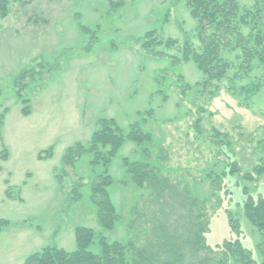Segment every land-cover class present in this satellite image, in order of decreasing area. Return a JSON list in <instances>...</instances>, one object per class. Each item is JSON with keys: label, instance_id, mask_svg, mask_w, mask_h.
Segmentation results:
<instances>
[{"label": "rangeland", "instance_id": "rangeland-1", "mask_svg": "<svg viewBox=\"0 0 264 264\" xmlns=\"http://www.w3.org/2000/svg\"><path fill=\"white\" fill-rule=\"evenodd\" d=\"M8 1L9 15L0 17V116L5 117L3 128L0 120V219L10 223L0 233V264H25L47 247L74 252L78 227L109 243L143 247L154 226L164 222L163 207L173 229L178 224L181 231L184 212L170 209L177 197L158 201L147 186L138 188L127 161H147L179 192L191 189L203 202L212 248L238 238L230 227L231 212L244 246L261 264L257 245L262 238L242 205L245 187L264 197V174L257 173L264 167V66L255 61L250 74L233 68L205 88L202 71L184 60L188 39L193 49L202 50L186 0ZM238 2L243 15L255 10L256 0ZM151 31H156L154 42L145 39ZM237 54L225 56L240 66ZM25 71L33 73L21 82ZM23 100L29 101L30 116L23 114ZM102 119H114L125 134L138 125L152 140L126 141L108 168L93 165L91 153L65 168L67 150L79 143L89 146ZM51 148L53 157L40 161L39 154ZM232 163L239 174L214 191L213 178ZM106 170L114 180L109 193L120 216L110 231L99 224L91 190ZM247 174L253 180L245 179ZM90 250L101 253L98 240ZM203 259L220 264L223 254L188 252L186 264Z\"/></svg>", "mask_w": 264, "mask_h": 264}, {"label": "trees", "instance_id": "trees-1", "mask_svg": "<svg viewBox=\"0 0 264 264\" xmlns=\"http://www.w3.org/2000/svg\"><path fill=\"white\" fill-rule=\"evenodd\" d=\"M192 17L198 23V37L202 44L200 52L192 48L188 39L184 48V60L193 61L204 75L205 88L213 86L215 82L223 80L227 74L237 68L240 73H251L253 63L259 61L264 66V0H256L255 10H248L242 14L243 7L238 0H186ZM8 0H0V17L6 19L9 15ZM243 29H249L245 34ZM146 41H156V31L148 32ZM150 48L149 45H144ZM237 54V59H242L240 66H235L225 54ZM25 71L20 76V81L25 82L31 75ZM201 86V83L197 84ZM19 97H22L23 88H19ZM29 101L23 100V114L30 116L31 109ZM8 110L5 112L7 113ZM2 116V117H1ZM0 116L1 128L4 126V115ZM152 136L144 133L138 125H133L128 133H124L114 119H102L98 122V130L93 134L90 145L77 144L67 150L63 163L65 168L73 167L85 154L93 155V165H103L108 168L113 158L117 155L126 141H132L139 145L150 142ZM149 150H144L148 156ZM54 151L39 154L38 159L44 161L53 157ZM8 152L5 151L3 159H8ZM128 173L132 182L140 189L147 186L152 195L164 200L167 195L177 197L176 205L172 204L170 209L174 211L179 207L184 213L180 214L182 230L179 225L173 229L169 222V215L164 207V222L154 226L153 237L147 245L141 247L134 242L109 243L106 237L97 238L94 230L78 227L76 228L77 249L74 252H67L58 247H47L41 252L29 256L25 264H186L188 252L195 254L210 250L223 254V262L228 264H257L252 251L246 248L240 238L242 229L240 223L229 212V223L233 233L238 235L236 239L225 240L222 244L212 248L207 242V232L210 229L209 220L200 208V201L187 188L183 193L173 186L167 177H159L156 168L150 163L143 161L126 162ZM264 166V165H262ZM229 171L221 175L213 176L212 189L219 191L221 182L227 177H234L239 174L235 163L228 166ZM1 170V168H0ZM258 175L264 174V167L257 169ZM59 180L62 181V177ZM254 176L247 174L245 179L253 180ZM83 184L82 180L78 181ZM113 177L106 170L105 173L97 176L91 183L93 202L98 208L97 217L101 228L105 231L113 230L120 216L112 202L109 188L113 185ZM189 187V186H188ZM12 190L7 191V195ZM246 200L242 205L246 218L257 229L261 235V242L257 249L264 264V197H255L249 188H243ZM167 199V198H166ZM21 200V199H20ZM200 204H203L200 203ZM160 211V210H159ZM136 210L134 211V213ZM161 212V211H160ZM132 226L134 228L135 220ZM9 221L0 219V233L9 225ZM132 226H130L132 228ZM132 228V229H133ZM101 249L100 254L93 253L90 248L95 241ZM189 248V251L187 249ZM210 259H203L199 264H210Z\"/></svg>", "mask_w": 264, "mask_h": 264}]
</instances>
